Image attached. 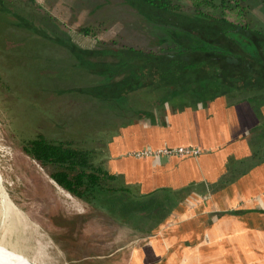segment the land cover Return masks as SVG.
Masks as SVG:
<instances>
[{
	"label": "rangeland",
	"instance_id": "1",
	"mask_svg": "<svg viewBox=\"0 0 264 264\" xmlns=\"http://www.w3.org/2000/svg\"><path fill=\"white\" fill-rule=\"evenodd\" d=\"M247 4L252 28L264 33V0H248ZM14 16L32 23L43 36L67 40L71 34L94 48L158 51L167 47L164 31L150 26L120 0H0V264H264V233L261 229L252 232L255 222L238 210L245 206L240 202L230 212L232 219L223 218L227 213L219 211L217 218L209 221L211 235L199 239L195 222L184 233L185 238L180 236L181 228L172 231L173 226L216 211L215 200L211 201L215 190L207 189L203 196L204 188L197 185L199 176L186 184L182 173L186 165L175 164L169 180L162 176L163 185L157 190L168 191H159L157 198L148 202L153 210L143 212V207L132 201L153 189L141 192V182L135 183V177L141 176L134 171L135 162L153 165L155 158H160L154 157L148 145L182 141L183 113L165 116L160 112L152 120L112 129L111 123L122 119L121 109L76 92L101 79L78 71L66 54L24 29ZM262 115L252 112L242 124L261 125L251 129L254 134L249 136L253 140L250 147L257 149L260 158L264 152V108ZM163 118L169 123L160 127L156 120L161 124ZM38 134L48 140L80 141V147L92 151L93 162L118 174L114 186L132 191L122 197H99L97 204L75 199L23 151ZM237 139L240 137L228 136L232 145L240 142L248 149L247 139ZM229 148L219 149L221 170L235 161L231 159L234 150ZM196 166L198 169L199 164ZM211 169L215 171L214 166ZM229 176L227 182L232 179ZM154 179L158 178L148 176L146 186ZM190 183L197 185L196 189L189 190ZM190 191L195 195L191 194L193 201L189 202ZM169 233L176 238L167 236ZM182 239L183 244L170 245ZM192 242L197 246L188 251Z\"/></svg>",
	"mask_w": 264,
	"mask_h": 264
},
{
	"label": "trees",
	"instance_id": "2",
	"mask_svg": "<svg viewBox=\"0 0 264 264\" xmlns=\"http://www.w3.org/2000/svg\"><path fill=\"white\" fill-rule=\"evenodd\" d=\"M120 1L150 26L163 30L167 47L158 51L94 48L71 34L67 40L43 36L32 23L17 16L14 19L66 54L78 71L101 79L76 92L121 109L123 120L111 123L112 129L152 120L167 110H195L218 101L232 107L248 106L256 116L263 117L264 33L252 28L248 20V0ZM261 124L264 126V121ZM79 143L48 140L38 134L23 151L56 186L84 203L97 204L99 197H122V193L132 191L114 186L120 179L118 174L93 162L92 151ZM159 191L168 190L139 194L132 201L149 212L153 207L147 204Z\"/></svg>",
	"mask_w": 264,
	"mask_h": 264
},
{
	"label": "crops",
	"instance_id": "3",
	"mask_svg": "<svg viewBox=\"0 0 264 264\" xmlns=\"http://www.w3.org/2000/svg\"><path fill=\"white\" fill-rule=\"evenodd\" d=\"M171 113L175 115L183 113V123L179 128L182 130V134H180L179 132L182 141L178 144L173 145L167 143H164L163 145H148L146 143V145H148L153 151L180 147L197 148L202 151V153L200 154L201 156L197 158L182 159L160 157L158 159L155 158L153 165L149 164L148 162L145 163L143 161L135 162L134 171L136 172V174L141 172V176L135 177V183L139 184L141 182V186L138 184H135V186H140L141 192H148L147 189L149 188H153L152 191L157 190L163 185L162 176L164 178L165 175L168 180L170 177H172L171 171L174 169L175 164L186 165L183 166L182 169L184 180L187 181L186 184L190 182L191 177L196 178L197 176H199L197 185L201 188H204L205 191L202 193L203 196H206L204 194H206L205 192L207 189L215 190L214 195L216 197L213 199L211 198V195L208 196V198H211V201L215 200V203L212 204L216 206V208L214 209L216 211H210V213L208 214H206L207 212L202 213L198 216V220L192 219L191 221L184 222L178 226H173L171 228L172 231L175 232L176 230L181 228L183 230V235L180 236H182V238H185L184 236H186V234L184 233L190 230L191 223L195 222L194 228L199 233V239L204 235H211V231L208 228L209 221L211 219H216L219 211L227 213V215L223 218L227 219L228 217L229 219H232V217H230L232 216L230 212L235 209L234 207L236 206V203L240 202L241 205L245 206H242V208H239L238 210L246 212L245 214H247V220L255 222V226L253 225L251 227L252 232H256V230L261 229L264 233V152L262 158H260V154L257 149L250 147V145L252 146L253 140L249 138L251 134H254L251 131L259 129L261 128V126H259L260 124L257 126H254V124H252L251 126L242 125L244 121L243 119L249 117L250 113H252L251 111H249V107L241 105L232 107L227 105L225 102L218 101L208 104L206 107L199 106L195 110L190 109L181 112L167 110L165 111V116L171 115ZM164 118L162 119L161 124L158 120H156V123L160 127L164 125L163 122L169 123L167 121V118ZM222 122H225V124H222ZM233 122H236V125L233 124ZM223 125L226 127H224ZM185 126H188V129ZM172 129H174V126H172ZM230 130H232V132ZM228 136H235L237 138L240 137V139H237V142L243 139H247V144L249 145L248 149H245V145L240 142H238L237 145H232L228 140ZM187 140L191 143L187 142ZM223 147H230L229 149L234 150L233 154L235 158L233 157L231 159H235V161H233L232 163H228L227 166L225 165V167H223V169L221 170L218 168L220 161L219 158L221 155L219 149ZM251 160L254 161L251 162ZM195 164H199L198 169ZM171 165L173 166L172 168ZM211 166H214L215 171H212ZM130 167H132V165H130ZM147 169H149L150 175L147 174ZM187 170L189 172H187ZM144 172H146L145 175ZM229 173V177H231L232 179L227 182L228 180L225 178H228L227 176L229 175ZM148 176L158 179H154L151 182L150 186H146V179L148 178ZM166 177L164 178V181ZM191 183L187 188L189 190L191 187L196 189L197 185H191ZM194 193V191H190L187 193V196L190 197L188 199L189 202L193 201L191 194ZM197 193L201 194L199 191ZM226 197H229V199H226ZM233 200H236V202L230 203ZM206 203L208 204V202ZM209 208L212 210L211 206ZM256 225H258L259 227H256ZM173 235L174 234L170 235L169 233L167 236L171 237ZM180 236L177 235V237L179 238ZM192 236H195L194 232ZM175 238L176 234L172 239ZM184 241V239H182L181 242L180 240H173V243L171 242L170 245L183 244ZM188 245L190 246V249H187L188 251H194L193 248L197 246L194 242L189 243ZM187 250L186 248H183V252H187Z\"/></svg>",
	"mask_w": 264,
	"mask_h": 264
},
{
	"label": "built area",
	"instance_id": "4",
	"mask_svg": "<svg viewBox=\"0 0 264 264\" xmlns=\"http://www.w3.org/2000/svg\"><path fill=\"white\" fill-rule=\"evenodd\" d=\"M154 157H164V158H187V157H196L200 155V150L197 148H187V147H180V148H166L160 151H153L152 152ZM155 153V154H154Z\"/></svg>",
	"mask_w": 264,
	"mask_h": 264
},
{
	"label": "bare ground",
	"instance_id": "5",
	"mask_svg": "<svg viewBox=\"0 0 264 264\" xmlns=\"http://www.w3.org/2000/svg\"><path fill=\"white\" fill-rule=\"evenodd\" d=\"M3 252V251H2ZM13 256V255H12ZM26 262V261H25Z\"/></svg>",
	"mask_w": 264,
	"mask_h": 264
}]
</instances>
